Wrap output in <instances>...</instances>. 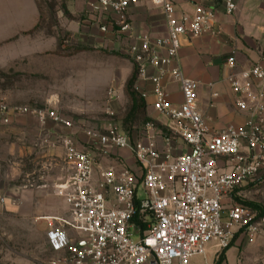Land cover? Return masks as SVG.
Here are the masks:
<instances>
[{
    "label": "built area",
    "instance_id": "1",
    "mask_svg": "<svg viewBox=\"0 0 264 264\" xmlns=\"http://www.w3.org/2000/svg\"><path fill=\"white\" fill-rule=\"evenodd\" d=\"M151 1L164 13L165 35L134 32L130 9L139 0H97L91 12L101 31L110 28L127 39L137 81L151 80L153 109L169 122L171 134L160 144L152 138L132 140L116 126L82 133L85 145L101 154L127 150L133 165L97 160L72 132V121L58 112L57 95L34 109L0 98L4 124L12 115L30 113L42 126L50 120L66 130L45 138L50 147L63 148L69 168L54 187L66 213L45 218L49 247L63 253L51 264H192L195 256L209 264V254L215 259L237 240L264 234V212L236 201L235 195L264 167V67L242 68L235 53L228 57L226 80L243 120L215 131L198 107L199 82L178 63L182 39L219 33L217 6L222 3L232 14L235 0H207L181 15L179 0ZM169 79L180 86L179 105L170 99ZM5 201L0 194V203Z\"/></svg>",
    "mask_w": 264,
    "mask_h": 264
},
{
    "label": "rangeland",
    "instance_id": "2",
    "mask_svg": "<svg viewBox=\"0 0 264 264\" xmlns=\"http://www.w3.org/2000/svg\"><path fill=\"white\" fill-rule=\"evenodd\" d=\"M71 1L37 0L41 20L39 27L27 37L31 42L29 46H34L30 52L13 59L12 39L0 43V98L12 105L34 109L43 108L51 96L57 95L58 112L72 121V132L77 137L80 134V144L91 149L97 160L106 157L112 161L119 156L114 151L101 154L85 145L86 138L82 133L87 130L99 132L116 126L132 140L152 138L162 143L171 134L169 122L157 115L147 113L145 117L133 112L132 100L125 92L135 67L128 53L127 39L113 29L99 30L91 17L92 5L97 0L89 2L86 10L81 12L71 8ZM31 3V0H0V42L18 33L17 25L29 16ZM235 56L237 58V53ZM138 85L136 81V89ZM173 91L170 85L168 92ZM148 122L153 124L150 129L146 126ZM8 129H0V133L12 134ZM36 133V129H30L15 140L23 151L26 149L20 156L24 170L21 177L25 182L31 180L35 187L45 182V197L37 193L40 199L32 206L25 204L17 211H0V264L10 263L17 257H30L49 264L53 257L47 243L48 222L39 217L43 214V203L60 209L54 186L64 173L65 161L55 154L57 152L47 155L48 148L61 150V147H50L45 141L46 133ZM9 138L14 140V137ZM174 143L180 142L174 139ZM2 147L5 148L2 153L11 155L8 142L0 141V149ZM47 159H51V164ZM235 195L236 201L239 198L264 208V167L254 181ZM38 201L42 203L38 204ZM228 250V256L225 253L221 264H264V234L254 240H237ZM213 259L209 254V260ZM191 262L204 264V257L195 256Z\"/></svg>",
    "mask_w": 264,
    "mask_h": 264
},
{
    "label": "crops",
    "instance_id": "3",
    "mask_svg": "<svg viewBox=\"0 0 264 264\" xmlns=\"http://www.w3.org/2000/svg\"><path fill=\"white\" fill-rule=\"evenodd\" d=\"M31 1L32 9L31 11L29 10L30 13H27L29 16L24 18L21 24L19 23L17 25L18 33L0 42L3 43L12 39V45L15 50L13 59H15L16 55L20 57L21 54L30 52L31 47L34 48L33 45L31 47L29 46L31 42L27 40V37H30L31 34L28 32L34 29L40 22L41 14L37 0ZM91 1L94 0H73L71 1V8H74L75 12L85 11L88 3ZM207 2V0H179L176 8L177 15L184 13L192 14L198 4H206ZM235 3L237 8L232 14H226L224 5L222 3L218 4L216 20L220 27L219 33H207L198 37H185L181 41V49L179 52V66L186 76L199 82L198 107L206 118L209 126L215 131H220L230 124L241 123L243 120V115L240 114L235 107L234 94L226 80L229 72L226 66L228 57L236 52V59L239 67H250L255 64H261L264 67V0H235ZM91 17L94 18V14L91 15ZM130 17L133 30L138 34L148 33L153 36H162L167 32L164 13L159 7H156L151 0H139L136 5L131 7ZM97 25L101 31L100 25L98 23ZM31 41H33V39ZM154 74L155 71L151 68L149 70V75L152 76ZM137 82L139 84L137 88L139 93H146L144 97L146 115L147 113L148 115H157L167 120L159 116L153 109L154 95L152 93L153 83L151 80L140 79ZM170 85L174 88V91L169 93L170 99L174 104L179 105L182 101L180 86L169 79L166 81L167 90ZM24 115L25 114H15L11 116L10 123L4 124L2 121V123H0V129L4 130L8 127V130L12 132V134L9 135L0 133V141L8 142L11 148V155L1 152V150H5V148L2 147L0 149V194L6 199L4 204L0 203V211H17L20 209L21 205L25 204L32 206L39 198L36 196L37 193L44 194L45 197V188L47 187L45 182L35 187L31 180L28 179L29 182H25L24 177H21L24 170L20 164V156L25 153L26 149L24 148L25 150L23 151L19 142L15 140L16 137H23L22 135L29 132L30 129H36L39 135L43 132L51 136L66 133V130L50 120L42 126L35 115ZM9 137H14V140ZM78 138H80V134ZM46 151L47 155L57 152L55 154L64 159V150L62 147L61 150L48 148ZM46 151L44 153H46ZM116 153L119 158H114L110 161L108 158L103 157V159L99 161L103 165H116L119 161L118 159H121L129 165H133V159L127 150H117ZM47 160L49 163L51 162V159ZM63 169L64 173L61 178L69 174V168L66 163ZM47 174L49 173L47 172ZM27 175L29 176L28 173ZM45 175L46 171L44 170L43 179ZM18 178L20 180H18ZM15 180L18 182L15 183ZM55 196L60 199V209L56 210L57 207L55 208L52 205L48 206L47 204L49 203H43V214L39 218L46 220L45 218L48 216H60L66 213L67 207L63 199L57 196L56 193ZM37 203L40 204L42 202L38 201ZM48 227L49 225H47V230ZM50 250L53 257L49 264L63 255L62 252H54L51 248ZM228 252L229 250L226 252L227 256ZM215 259H208V263L214 264ZM7 264L45 263L37 262L30 257H17Z\"/></svg>",
    "mask_w": 264,
    "mask_h": 264
},
{
    "label": "trees",
    "instance_id": "4",
    "mask_svg": "<svg viewBox=\"0 0 264 264\" xmlns=\"http://www.w3.org/2000/svg\"><path fill=\"white\" fill-rule=\"evenodd\" d=\"M38 27H39V23L37 24V26H35L34 29L30 30L28 33H32ZM136 81H137V70L134 67L133 73H132L131 77L129 78V80L127 81L125 92L128 95V97L132 100V111L135 113H138V114H142V116L144 115L146 117L147 115H146V111L144 109L145 108V99L139 93V91L136 89V87H135ZM237 200L240 203L246 204L252 208L259 210L260 212H264V208L258 204H255L253 202L243 201V200H240L239 198H237ZM228 249L224 250L217 257L215 264H221L222 263V261L225 259V253L227 252Z\"/></svg>",
    "mask_w": 264,
    "mask_h": 264
}]
</instances>
